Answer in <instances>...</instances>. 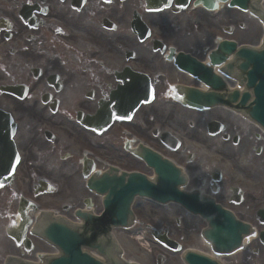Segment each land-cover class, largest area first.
Here are the masks:
<instances>
[{
  "label": "flooded vegetation",
  "instance_id": "flooded-vegetation-1",
  "mask_svg": "<svg viewBox=\"0 0 264 264\" xmlns=\"http://www.w3.org/2000/svg\"><path fill=\"white\" fill-rule=\"evenodd\" d=\"M181 1L0 0V179L7 181L0 183V264L9 258L32 259L50 248L33 234L37 214L30 202L72 218L89 197L93 207L98 199L101 205L86 186L85 172L91 166L115 177L150 171L137 156L140 139L181 167V191L211 198L237 217L264 209V131L229 108L196 109L175 100L179 94L183 98V87L223 99L231 95L234 81L227 66L217 67L225 73L222 78L209 61L216 31L209 33L212 45L191 43L190 49H181L163 29L180 15L250 16L226 5L215 10L195 7V0L183 8L176 5ZM222 30L232 33L231 26ZM171 48L188 53L220 76L224 86L214 89L199 80L206 74L203 70L196 76L179 70ZM143 76L154 87L153 99L129 114L132 100L119 97L144 92ZM156 96L176 101L181 112L196 119L185 129L181 117V133L157 125L142 129L135 116ZM112 114L130 116L112 118L106 127V116ZM96 115V124H86V118ZM155 116L159 124L166 118L163 112ZM73 130L86 136L84 144L70 140ZM11 144L17 155L12 173ZM231 147L239 150V163ZM218 148L230 159H218ZM56 179H65L66 187L58 189L52 182ZM48 186L51 191H46ZM136 204L132 210L137 218ZM165 230L172 238L169 229L159 231Z\"/></svg>",
  "mask_w": 264,
  "mask_h": 264
},
{
  "label": "water",
  "instance_id": "water-1",
  "mask_svg": "<svg viewBox=\"0 0 264 264\" xmlns=\"http://www.w3.org/2000/svg\"><path fill=\"white\" fill-rule=\"evenodd\" d=\"M246 1L247 0H231L230 3L245 8ZM186 2L187 0H184L181 3L184 5ZM203 2L206 6L216 7L215 0H204ZM235 47L236 45L234 42H221L218 46V50L220 51L217 52L212 59L215 62H221L225 58L224 54H230L235 50ZM185 57L187 56L182 53L178 54L176 63L179 67H181L182 64L181 58ZM234 59L238 61V68L241 74L244 75L246 88L250 89L254 95L252 101L245 104L249 98L248 91H245L237 103V106H244L249 116L264 127V47L261 50H254L246 46L240 47L234 53ZM212 80L217 84L220 83L218 78L214 77ZM198 95L197 91L192 90V94L187 97L186 102L198 107L202 104L207 106L219 102L218 99L202 98V95ZM236 99L237 92L226 102H235ZM107 118L110 119V116ZM144 158L149 165L156 166L158 174L157 185L150 183L140 174H133L127 180V183H124L123 179H119L116 180V182L119 183L112 185L97 182L92 186L98 192H104L107 187H110L104 200L106 214L104 221L106 223L113 226L126 225L128 216L131 214L129 205L134 195L149 197L162 203L175 201L180 204L183 203L188 210L193 213L201 214L202 217L208 221L209 228L206 229L203 234L204 237L213 244L216 251L230 252L240 246L243 235H247L250 232L249 224L236 220L230 212L219 208V206L215 205L211 200L203 199L196 195L181 194L175 187L181 182V177L176 169L169 163L162 162V160L152 152H147ZM146 200L147 199H138L137 203ZM77 214L84 217L86 221L94 219L92 216L80 212ZM257 214L259 219L264 222V210L259 211ZM133 228L137 229V222ZM42 232L46 238L57 244L62 252L61 256L52 259L48 264H103L89 254L81 251L82 245H88L90 247H96L100 252H103L102 245L93 243V240L89 241L86 235L78 232L76 229L66 228L60 223H53ZM259 239L264 244V231L259 233ZM161 241L167 246H172L176 249L179 248L174 246V243L170 240L163 238ZM184 260L187 264H219L207 256L191 251L185 253Z\"/></svg>",
  "mask_w": 264,
  "mask_h": 264
},
{
  "label": "rangeland",
  "instance_id": "rangeland-1",
  "mask_svg": "<svg viewBox=\"0 0 264 264\" xmlns=\"http://www.w3.org/2000/svg\"><path fill=\"white\" fill-rule=\"evenodd\" d=\"M227 14L228 16L215 14L214 16L217 18L211 16L212 19L205 17L204 14L200 15V13L193 15L192 18L180 15L171 18L169 25L163 29L170 33L169 36L175 37L179 41L178 47L181 49H190L191 47L189 46L192 44L203 42L212 45L209 41L212 36H209V33L213 31H216L217 36H231L236 38L238 42H256L261 37V27L254 20L249 19L247 15L238 12H229ZM238 22H241L242 26H238ZM248 22L250 27L246 26ZM227 26L232 27V33L227 34L222 30L223 27ZM215 27L216 29H214ZM160 112L166 114V118L161 124L158 123V119L155 116ZM137 114L134 123L139 124L142 129L157 125L159 128H168L175 130L177 133H181V117L183 128L185 129H188V122H193L196 119L192 113L181 112V109L173 104L171 100H162L161 97L157 96L153 104L143 106L138 110ZM152 114L155 115L153 116ZM145 117L149 122L145 120ZM71 136L70 140L74 141L75 144L83 143V138L86 137L83 136V133L76 134L75 130L71 132ZM90 141H92L91 137ZM230 145L233 146L232 144ZM230 150V152H233L232 155L237 157L235 163H239L240 155L236 152L239 150L234 147H231ZM105 153L110 156H116V153L109 152L108 149H106ZM214 155L218 159H230V155H226L219 148ZM24 182L28 183V181ZM52 182L58 189H64L67 185L65 179H56ZM136 210L138 218L137 229L118 230L115 233L123 249V258L125 260L138 264H157V255H160L162 260H164L163 264H183L180 252L170 250L155 241L144 228L143 225L145 223L156 227L160 225L168 226L171 237L179 242L183 248H192L205 253L211 252L210 247L200 235L206 223L198 216L182 212L179 206L172 203L160 205L149 200L137 203ZM239 216L250 222L256 231L264 229V225L260 224L255 218V212H242ZM224 260L227 261L226 264H264V246L255 238L247 240L243 243L240 250L226 256Z\"/></svg>",
  "mask_w": 264,
  "mask_h": 264
}]
</instances>
